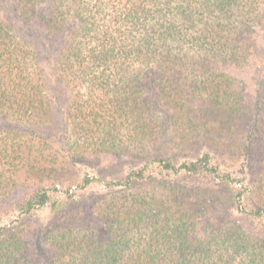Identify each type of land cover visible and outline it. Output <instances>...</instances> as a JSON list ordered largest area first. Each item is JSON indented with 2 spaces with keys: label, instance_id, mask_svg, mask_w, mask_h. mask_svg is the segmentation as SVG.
<instances>
[{
  "label": "trees",
  "instance_id": "obj_1",
  "mask_svg": "<svg viewBox=\"0 0 264 264\" xmlns=\"http://www.w3.org/2000/svg\"><path fill=\"white\" fill-rule=\"evenodd\" d=\"M263 23L264 0H0V264H264ZM251 60L249 95L222 67ZM106 155L137 164L97 180L95 227L53 196Z\"/></svg>",
  "mask_w": 264,
  "mask_h": 264
},
{
  "label": "rangeland",
  "instance_id": "obj_2",
  "mask_svg": "<svg viewBox=\"0 0 264 264\" xmlns=\"http://www.w3.org/2000/svg\"><path fill=\"white\" fill-rule=\"evenodd\" d=\"M250 45L253 46H258V50H263L264 48V23L257 29L255 32L253 39H250ZM46 42V41H45ZM48 45L46 47V50L43 49V46H40L39 43H35V46L39 53H44V55H47L46 58H44L42 66L45 71V73L48 75L47 78L50 77V69H51V62L50 58L54 55V50L56 48V44L54 45L53 43H47ZM256 50V53L257 51ZM253 61L251 60L248 64V66H236V65H225L222 67V70L225 71L228 75L233 76L237 80H239L242 83V87L247 92L249 95L253 92V83H252V74H253ZM57 98L59 104H61L60 101L63 103V96L61 94V91L59 90L57 93ZM58 123V122H57ZM55 132H57V126L53 128ZM182 161V159H179V162ZM137 164L135 160H131L130 158H124V157H119V156H111V155H106L103 156L102 158H99L95 161L94 166H90L89 164L86 163H78L76 165V171L78 172V181L84 177H90L94 179V182H92L90 185L85 187L84 189L80 190L77 189L75 186L71 187L69 190L68 195H62V194H54V198L57 199L58 201H63V200H68V199H79L81 200L80 203V212L83 215L84 220L88 221L91 226L97 227L96 221L94 220L93 217H91L88 213L87 210V205L89 203V200L91 197H93L96 193L99 192H104L106 189L102 186L100 181L98 182L97 180L100 179L101 181H104V178L107 179L108 181H115L116 179H121L126 175V173L130 170L132 166ZM234 171H238L235 170ZM240 177V176H238ZM192 181V180H190ZM194 182V180H193ZM28 194V191H19L16 192L8 201V203H12L14 201H19L21 198H24ZM55 202L53 201L51 204L53 205ZM51 209V211H50ZM54 210L50 208H44L43 210H38L32 215V219H30L29 222L33 223V226H39L42 225H47L49 222V218L51 213H53ZM211 213L209 214L210 216H214ZM11 217H15V214H11ZM11 218V219H12ZM6 221L0 222L1 225L5 224Z\"/></svg>",
  "mask_w": 264,
  "mask_h": 264
}]
</instances>
